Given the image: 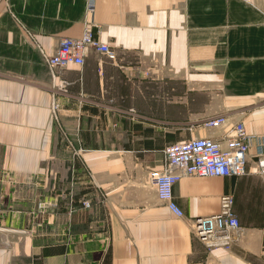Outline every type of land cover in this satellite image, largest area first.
I'll use <instances>...</instances> for the list:
<instances>
[{
    "label": "crops",
    "instance_id": "0c3cea01",
    "mask_svg": "<svg viewBox=\"0 0 264 264\" xmlns=\"http://www.w3.org/2000/svg\"><path fill=\"white\" fill-rule=\"evenodd\" d=\"M89 19L87 0H0V264H264V0H97L116 58L50 65ZM239 122L248 173L182 177L173 213L153 179L166 147L226 146ZM224 195L241 227L209 248L190 220Z\"/></svg>",
    "mask_w": 264,
    "mask_h": 264
},
{
    "label": "built area",
    "instance_id": "2783aa9c",
    "mask_svg": "<svg viewBox=\"0 0 264 264\" xmlns=\"http://www.w3.org/2000/svg\"><path fill=\"white\" fill-rule=\"evenodd\" d=\"M97 0H87V13L90 16L86 29L80 37H65L61 40L58 50L48 56L52 66L83 65L90 49L111 59L116 53L106 42L95 35L93 16ZM58 105H54L56 109ZM224 115L206 121L209 126L219 127L226 123ZM253 135L246 125L239 122L234 125L227 138L226 146L211 137H194L169 145L165 149L166 160L162 170L153 172L154 185L159 198L169 209L180 217H184L183 209L174 200V185L182 177L196 176H242L248 173L247 158L250 141ZM259 172L264 175V153L258 159ZM234 198L224 195L221 210L214 215L197 217L190 220L193 233L209 248L229 246L241 224L233 210ZM90 206V201H84Z\"/></svg>",
    "mask_w": 264,
    "mask_h": 264
},
{
    "label": "rangeland",
    "instance_id": "374dc122",
    "mask_svg": "<svg viewBox=\"0 0 264 264\" xmlns=\"http://www.w3.org/2000/svg\"><path fill=\"white\" fill-rule=\"evenodd\" d=\"M58 108V107H57ZM57 108H56V110H57Z\"/></svg>",
    "mask_w": 264,
    "mask_h": 264
}]
</instances>
